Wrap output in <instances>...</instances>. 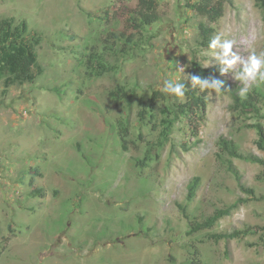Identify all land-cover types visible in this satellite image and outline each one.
Masks as SVG:
<instances>
[{"label":"rangeland","instance_id":"1","mask_svg":"<svg viewBox=\"0 0 264 264\" xmlns=\"http://www.w3.org/2000/svg\"><path fill=\"white\" fill-rule=\"evenodd\" d=\"M198 1L158 0L160 20L136 32L140 0H0V21L26 19L44 33V72L7 91L0 81V264H264V165L231 158L250 194L219 144L223 136L264 159V80L243 64L264 53V13L257 0H231L211 22L190 8ZM201 22L215 47L198 43ZM113 32L134 34L129 53ZM106 39L119 52L106 55L116 69L91 77L84 54L102 52ZM225 41L240 57L231 66ZM194 58L219 69L224 90L210 89L192 126L181 116L154 148L164 110L186 100ZM178 86L183 96L171 91ZM249 94L255 109L241 104ZM35 187L45 196L32 195ZM236 201L213 226L191 231ZM236 229L245 232L213 237Z\"/></svg>","mask_w":264,"mask_h":264},{"label":"trees","instance_id":"2","mask_svg":"<svg viewBox=\"0 0 264 264\" xmlns=\"http://www.w3.org/2000/svg\"><path fill=\"white\" fill-rule=\"evenodd\" d=\"M231 2V0H199L197 3L190 4V8L196 10L201 16L207 18L211 22L218 21L224 15L225 4ZM257 4L261 7L264 13V0H257ZM158 0H140V6L137 11L136 18H133V27L136 32L141 31L147 26L158 22L160 15L158 13ZM200 37L198 43L204 47H211L212 40L214 38V29L205 23L201 22L200 25ZM44 33L36 28L30 27L26 19H22L18 22H14L13 19H4L0 21V81L4 83L5 91L12 86H21L28 81H33L36 76L41 75L44 72V68L39 61L37 47L43 41ZM111 40L125 38L124 51L129 53L126 45H130L134 42V34L127 35L125 32L119 34L113 32L110 34ZM135 43V42H134ZM133 44L131 47H135ZM112 49V50H111ZM112 55L119 53L116 50V46H110L109 39H106L102 52L91 50L84 54L86 58V68L91 77H101L104 74L115 70L116 67L111 65L106 58L107 53ZM219 69L216 66L207 67L203 62L194 58L191 62L189 75L187 80L183 84V88L186 95L184 102L176 104L174 110H164L167 112L166 118L163 120V124L160 130V135L156 141L153 142L154 148H162L173 131L174 124L181 116L188 118V124L192 126V113L195 111H203L207 104V95L210 89L219 87L224 90L223 86L219 83ZM193 78L196 81L194 82ZM122 92L123 89L114 91L112 96H115ZM158 95H165L161 92H156ZM234 100L240 103V96L232 91ZM158 98L153 96L151 98L150 108L153 109ZM255 97L253 94H249L241 104L247 109H255L253 103ZM148 109L140 111L142 120L145 118ZM169 114V115H168ZM155 117V116H152ZM259 129V132L263 131V127L260 124H254ZM263 140L260 144L264 146V133L262 134ZM126 139H124V147ZM221 148L227 152L230 158L227 161L228 168L240 181V186L243 190L250 194H254V190L246 187L241 183V174L239 170L233 164L232 157L242 158L257 162L264 165V159L253 153H243L238 145L231 139L221 137L219 139ZM185 147H188L185 144ZM188 149V148H187ZM159 157V154H157ZM200 183V177L195 176L188 183V199L191 200L195 197L197 189ZM32 195L45 196L43 188L35 187L32 190ZM238 201L232 203L226 208L218 209L215 213L205 218L203 221H197L192 223L191 231H197L202 227H211L219 219L225 215H229L231 211L237 206ZM245 231L234 230L232 232H222L219 234H213V237L218 241L219 239H230L240 235H243Z\"/></svg>","mask_w":264,"mask_h":264},{"label":"clouds","instance_id":"3","mask_svg":"<svg viewBox=\"0 0 264 264\" xmlns=\"http://www.w3.org/2000/svg\"><path fill=\"white\" fill-rule=\"evenodd\" d=\"M218 39V37H217ZM217 43L216 39L212 40V47H215ZM223 48V53H222V62L226 65H233L236 63L237 60L240 59V57L236 56L235 54L232 53V42L231 41H225L222 45ZM229 56H231L232 58L229 59ZM244 64V72H246L248 74V76H252L253 78H255V75L257 72H259L260 77L262 80H264V53H261L259 56H257L255 53L251 54L248 57L247 62H243ZM194 82H198L195 80V78H193ZM169 85H165V91L167 92L169 89ZM171 91L175 92L177 95L179 96H183V91L181 89V87H176V88H172Z\"/></svg>","mask_w":264,"mask_h":264},{"label":"water","instance_id":"4","mask_svg":"<svg viewBox=\"0 0 264 264\" xmlns=\"http://www.w3.org/2000/svg\"><path fill=\"white\" fill-rule=\"evenodd\" d=\"M44 255L41 256V258L43 257Z\"/></svg>","mask_w":264,"mask_h":264}]
</instances>
